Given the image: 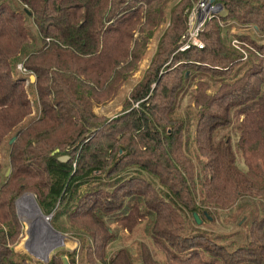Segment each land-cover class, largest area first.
I'll list each match as a JSON object with an SVG mask.
<instances>
[{
    "label": "trees",
    "instance_id": "obj_1",
    "mask_svg": "<svg viewBox=\"0 0 264 264\" xmlns=\"http://www.w3.org/2000/svg\"><path fill=\"white\" fill-rule=\"evenodd\" d=\"M192 1L0 0V264H32L13 248L22 238L15 201L26 191L53 228L73 230L79 253H65L73 263L84 255L92 264H264L258 209L248 215L247 235L225 244L193 217L264 209V145L249 142L254 133L264 137V43L243 34L258 54L239 60L233 74L232 64L219 72L242 54L223 36L227 28L211 23L236 18L264 36V0H213L221 12L206 20L204 46L177 53L181 66L212 58L202 68L212 74L199 66L161 73ZM164 22L156 55L166 57L156 56L160 64L116 117L97 116L93 108L113 99ZM22 71L34 79L26 82ZM181 94L195 109L192 134L193 112H177ZM141 223L163 263L143 241L136 254L128 247L106 253L118 229L131 232ZM58 261L53 256L47 264Z\"/></svg>",
    "mask_w": 264,
    "mask_h": 264
},
{
    "label": "rangeland",
    "instance_id": "obj_2",
    "mask_svg": "<svg viewBox=\"0 0 264 264\" xmlns=\"http://www.w3.org/2000/svg\"><path fill=\"white\" fill-rule=\"evenodd\" d=\"M200 2V0H194V2L192 1L191 3V13L193 11L196 10L197 8V4ZM215 8L212 9V11H210L209 15L202 20V22L198 23L199 29H201V31L203 30L204 24L206 22V20H208L211 16H214L215 14L221 12V6L217 4V8L216 5H213ZM190 15V13L188 14V16ZM189 18V17H188ZM188 18H187V22H188ZM224 20H218L215 19V21H212L211 23L213 24V22H218L219 26L221 27H225L227 28L225 31H223V36L230 40V44L231 46L237 50L238 53L242 54V58H236L233 61L228 60L225 61L223 64L219 65L220 68L223 69H219V72H225L226 69H224V67L222 66H230V64L233 65V70L230 71L231 74H233L237 68V66L239 65V62L244 61V60H248L251 57V54H258L257 51L255 50L254 46H252L250 43H248L247 41L241 40V36L243 34H249L251 35L253 38H255L256 40H258V43H264V36H262L261 34H259L257 31L253 30L251 28V25L247 26V25H243L241 24L240 20L236 19V18H223ZM167 26V22H164L160 25V27L158 29H155L151 35V37L146 40V45L144 47V49L141 50L140 54L141 58L140 60L136 63L134 69L129 73V75L126 78V81L122 84L121 88H119L116 93H114V97L113 99H111L109 102L103 104V105H98L95 106L93 108L94 113L99 116V117H104V118H108V119H112L114 117H116L122 110L123 105L125 104L126 101L129 100V96L130 93L132 91V89L141 81L144 80V78L147 76V74H149L152 70L155 69L156 64L159 65L160 63H158L156 61V63H153L155 60L157 59H164L166 57V55L164 56H157L156 54H159V39L162 35L163 30L166 28ZM188 26H186V29L184 30V32L180 35L179 40H178V47L177 49H175L173 51V53H171V56L169 55V57H171L169 59L168 62L160 65L159 67V71H161V73L163 71H167L168 69H173V68H180L179 66H181V64L179 65L178 60H177V53H179L180 47L182 45V40H181V36L187 31ZM210 27H208L209 29ZM201 31L199 30V35H198V40L203 44L204 46V42L200 37ZM257 44V43H256ZM192 46H196V45H192ZM202 46V47H203ZM197 48H202V47H198ZM187 50V49H186ZM185 51V50H184ZM162 54H166L162 53ZM191 55H195L190 53ZM199 55H201L200 53H198ZM176 55V56H175ZM157 56V59H155ZM174 56V57H173ZM193 59V58H192ZM254 59V58H253ZM199 64L200 65H192V64H183V66H181L180 71L182 72L184 69L189 68L190 66H196L201 69L198 68V70H200V72H205L207 74H212L213 72H206L204 71V69L202 68H208V66H211L212 64V58H208L207 60L205 59H198ZM241 60V61H239ZM185 60H181V62H183ZM197 62V61H195ZM231 62V63H230ZM192 68V69H197V68ZM17 68L19 70L21 69V66L18 65ZM24 70V69H23ZM202 70V71H201ZM223 70V71H221ZM24 72V71H22ZM188 72V71H187ZM25 77H26V82H28L29 76H33L30 72H24ZM160 73V74H161ZM230 73L226 75H222L224 78L230 76ZM31 74V75H29ZM34 79V76H33ZM32 81V80H31ZM31 97L35 98V94L34 91L32 90L30 93ZM244 99V97H243ZM190 98L187 95H179V99L177 102V107L178 110L177 112H180V114H182L183 116H185V112L187 110H191L193 113H191L188 118L191 121V125L189 126L190 128V133L192 134L193 129H194V124H195V109L193 107L190 106V108H188V105L190 104ZM194 109V110H193ZM34 112V111H33ZM249 142L250 144L258 149L260 148L262 145H264V137H260V135H258V133H254L249 137ZM6 148V147H5ZM6 149L2 150V157L5 158L6 157ZM247 158L250 159V161L252 162V158L249 156V154L246 156ZM6 161V160H4ZM239 162V166L241 167V169H244L242 167H244L243 163L241 160L238 161ZM259 162L260 165L262 167V169H264V155H262L259 158ZM253 163V162H252ZM6 166L3 167L2 172H7L6 171ZM10 171L8 170V173ZM7 173V174H8ZM30 195L33 199V201H35V197L31 192H24L22 195H20L16 201H15V206L17 207V214L19 216V218L22 221V238L19 240V242L13 246L14 250L17 251L20 254L23 255H27L30 257V262L32 264H47L51 258L53 256H56L57 258H59V261L57 262V264H62V262L60 261L61 257H65L67 264H92L88 261H86V257H84L81 260V255L80 256H76L75 257V263H73L71 261V259H68L66 256V252H73L75 250V254L77 255L79 253V241L78 238L76 236L73 235V233H71V231L68 232H60L58 230H56L55 228L52 227L51 222H50V218H49V226L52 228V230L58 231L59 234L62 237V240H58V241H53L50 239H46L42 236H40V232L39 231H35L33 227H31V222L27 216V213L25 212V210L23 209V207L20 205L19 200L21 197H23V195ZM251 204V201H247ZM37 204V203H36ZM38 206V205H37ZM258 209L259 210V214L264 215V209H262L260 206H246L242 212H240V214H233L234 217H230L232 214L230 213H220L219 216H216L214 219H212L211 221H202L200 222L199 225H201V228H206L210 231H212L215 235L218 236H223V238L220 239L221 243L225 244L226 242H230V241H241L244 236L247 235L248 232V227L246 226L247 221L249 220V213L252 209ZM254 209V210H255ZM239 215V216H238ZM238 216V217H236ZM63 224H67L68 226L70 225L67 221L62 220ZM242 223V225H241ZM111 228H113V230H115V225H110ZM30 229L32 230V232H30ZM76 231V229H74ZM118 235L117 238L110 242L109 246H107L106 248V253L110 254L115 252L119 247H128L129 249H131L133 254H136V245L140 242L143 241L145 242L151 252L153 253L155 259L160 262L163 263L164 261V255L157 250L153 244L151 239L149 238L148 234L146 233L144 224L141 223L139 225H137L131 232L126 231L124 229H118L117 231ZM238 238V239H237ZM85 239L89 238L86 237ZM87 241V242H88ZM50 244L56 245L53 249L48 250ZM36 247V248H35ZM35 248V249H34ZM83 253L85 254V250L83 251ZM134 258L136 259L137 257L134 256Z\"/></svg>",
    "mask_w": 264,
    "mask_h": 264
},
{
    "label": "built area",
    "instance_id": "obj_3",
    "mask_svg": "<svg viewBox=\"0 0 264 264\" xmlns=\"http://www.w3.org/2000/svg\"><path fill=\"white\" fill-rule=\"evenodd\" d=\"M213 5L217 4L212 3L210 0H200L197 4V8L188 16L187 22V31L181 36L182 45L180 47L181 51H184L190 48L192 45H196L198 47H202L203 44L198 40L199 29L198 23L202 22L205 19L210 11L215 7Z\"/></svg>",
    "mask_w": 264,
    "mask_h": 264
},
{
    "label": "bare ground",
    "instance_id": "obj_4",
    "mask_svg": "<svg viewBox=\"0 0 264 264\" xmlns=\"http://www.w3.org/2000/svg\"><path fill=\"white\" fill-rule=\"evenodd\" d=\"M18 203H20V205L23 207V209L27 213V216L31 222V227H33L34 232L36 230L39 231L41 238L43 236L46 239H50V240L53 239L54 241L62 240L61 235L56 233L49 226V223H48L49 220L43 216L42 212L37 208L35 202L33 201L30 195L26 194L24 197H22L19 200ZM53 246L52 244H50V246L48 247L49 248L48 250H51Z\"/></svg>",
    "mask_w": 264,
    "mask_h": 264
},
{
    "label": "water",
    "instance_id": "obj_5",
    "mask_svg": "<svg viewBox=\"0 0 264 264\" xmlns=\"http://www.w3.org/2000/svg\"><path fill=\"white\" fill-rule=\"evenodd\" d=\"M211 2H213V0H210ZM30 79L31 80H33V77L31 76L30 77ZM13 141V139H11L10 140V142H12ZM68 159V157L67 156H60L59 157V160H61V161H65V160H67ZM7 173H8V171H7ZM25 195H23V197H24ZM22 198V197H21ZM20 198V199H21ZM18 200V199H17ZM17 202V201H16ZM35 202V204H36V201H34ZM36 206H37V204H36ZM37 208L39 209V207L37 206ZM40 210V209H39ZM41 211V210H40ZM43 214V213H42ZM43 216L44 217H46V219H48L49 220V218H50V215H45V214H43ZM193 217H194V220H195V222L197 223V224H200V222H201V219L199 218V216L196 214V213H194L193 214ZM50 223V222H49ZM55 231V230H54ZM30 232H32V230H30ZM56 233H58L59 234V232L58 231H55ZM62 238V237H61ZM56 245H58V244H56ZM55 245V246H56ZM55 246H53L51 249H53ZM63 258V264H67V261H66V258L65 257H62Z\"/></svg>",
    "mask_w": 264,
    "mask_h": 264
}]
</instances>
